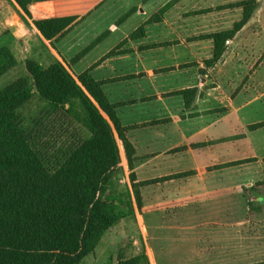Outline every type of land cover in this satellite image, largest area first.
<instances>
[{"label": "trees", "instance_id": "16d2710c", "mask_svg": "<svg viewBox=\"0 0 264 264\" xmlns=\"http://www.w3.org/2000/svg\"><path fill=\"white\" fill-rule=\"evenodd\" d=\"M39 1L45 0L15 5L25 18ZM253 3L241 1L242 17L233 27L210 35L215 57L209 63L252 17ZM75 19L55 16L34 24L48 46L43 39L53 42ZM18 63L12 48L0 45V78ZM25 66V75L0 85V264H80L112 226L142 206L138 189L135 204L129 186L120 183L125 167L119 140L132 170L138 157L130 134L139 125L124 123L128 103L111 98L106 85L115 80L97 77L93 64L78 75L55 57L48 65L29 58ZM144 262L150 264L146 253L115 264Z\"/></svg>", "mask_w": 264, "mask_h": 264}, {"label": "crops", "instance_id": "0c3cea01", "mask_svg": "<svg viewBox=\"0 0 264 264\" xmlns=\"http://www.w3.org/2000/svg\"><path fill=\"white\" fill-rule=\"evenodd\" d=\"M37 7L45 11L43 16L35 14ZM92 7H76L70 0H45L32 4L30 12L35 20L77 16L74 24L78 37L84 27L77 28V23ZM227 9L223 7V14ZM240 9L235 10L241 18ZM262 9L261 6L257 11H264ZM94 12L98 9L94 8ZM95 16L93 21L96 23L92 25L94 45L83 57H97L93 60V72L99 78L114 79L106 85L108 94L128 103L122 107L124 123L139 125L130 135L137 134L136 155L141 159L137 167L146 174L143 179L152 178L149 162L162 163L154 168L157 176L166 177L155 184L161 191L157 206H188L185 215L174 216L172 221L182 223L178 227L188 228L189 232L202 226L211 235L224 232L234 238L233 243L239 238L259 237L252 225L257 216L243 213L245 206L264 205V34L253 33L252 55L243 57V45L247 44L243 39L248 35L251 21L256 20L254 16L227 41L228 45L236 43L240 47L236 57H220L212 64L193 57L190 68H181L178 59L173 72L159 66L162 60L157 56L151 58V65L145 64L148 53L152 52L146 41L161 38L159 33L151 32L155 28L153 23L132 38L133 30L138 28L135 24L125 28L124 21L97 23L101 15ZM27 18L34 32L43 38L34 22ZM206 18L204 15L205 21ZM20 25L16 20L15 34L22 36ZM203 26L207 28L206 23ZM188 38L196 36L188 35ZM207 40L213 42L211 38ZM195 44L197 42L191 46ZM132 45L139 49L131 50ZM117 46L127 49L120 51L119 57L117 54L108 56V52ZM185 89L195 90L185 96L182 92ZM153 121L157 122L151 124ZM182 146L185 148L181 150ZM180 158H186L184 161L188 163L181 165L177 162ZM170 161H176V164L169 166ZM201 207L204 211L200 213ZM235 207L240 213L233 212ZM256 226L258 231L260 226L264 230L263 225ZM245 230L249 233L245 234Z\"/></svg>", "mask_w": 264, "mask_h": 264}, {"label": "rangeland", "instance_id": "374dc122", "mask_svg": "<svg viewBox=\"0 0 264 264\" xmlns=\"http://www.w3.org/2000/svg\"><path fill=\"white\" fill-rule=\"evenodd\" d=\"M70 1L76 7L87 6L90 8L93 6L87 15L82 16L77 23V28L81 29L84 27V30L80 33L81 35L79 34L76 37L74 20L73 24L62 36L47 44L48 46H44L43 41L34 32V27L30 24L31 22L27 17L33 22L35 19L25 13L24 17L26 19L23 18L15 5V0H0V45H9L19 61L16 68L0 78V85L25 75V64L29 58L38 59L44 65H48L55 57L62 61L74 75L80 74L92 65L93 60L97 58L83 57L84 54L91 51L94 45L95 40H92V25L96 23L93 21L94 15L97 18L101 15L97 19V23L98 21L104 24L112 21H124L125 28L133 27L135 24L138 28L134 29L133 32L138 30V33L146 30V26L153 23L155 28H152L151 32L153 34L159 33L161 38L155 41L152 38H148L146 41L147 47H150L148 50L152 52L148 53V62L146 61L147 63L145 64L151 65V58L157 56L162 60L159 66L167 67L165 69L172 71L177 68L178 59L181 60L179 62L181 68H190L189 64H193L191 62L193 57H200L201 62L203 61L204 63L205 61L209 62L215 57V47L214 40L212 42L207 39H213L210 35L216 33L215 31L230 30L233 27L235 19L240 18L235 9L241 8L239 3L243 0ZM252 1H254L252 4L254 7L252 16L256 20L251 21V25L247 28L248 35L243 39L247 43L243 45V57H251L252 55L251 37L253 33L264 34V11H257V8L261 6L263 7L262 10H264V0ZM223 7L228 8L225 14H223ZM94 8L98 9V12L101 10V12L93 13ZM161 9H164V12L158 15ZM34 11L38 16L45 14V11L40 7L35 8ZM218 12L221 13L219 14ZM213 13L215 14L212 16ZM129 15L131 17H128ZM153 15L158 16L153 18L155 17ZM204 15H206L207 21L204 20ZM259 17H261V20L258 19ZM194 19H196V22ZM16 20L21 23L20 26L24 33L22 36L15 34ZM204 23H206L207 28H210L209 30H206L207 28L203 26ZM189 25L192 28H189ZM188 35L196 36V38H188ZM195 42L197 44L191 46V43ZM236 45V43L226 44L224 52L219 57H236V50L240 49ZM156 46L159 48L158 50L154 49ZM123 49L127 48L117 46L109 51L107 55L115 56L117 54V57H119L120 51H125ZM133 49L138 50L139 47L132 45L131 50ZM206 57L207 59H205ZM188 58H190L189 62H187ZM198 64L199 62H197ZM131 136L136 137L133 142L137 147V134L135 133ZM119 144L125 167V175L122 176L120 183H126L129 186L135 204H137V198L134 190L135 188L138 189L142 199V206H136L135 214L128 213L119 223L112 226L102 236L95 250L87 255L80 264H115L120 257L129 258L142 253L148 255L150 264H261L264 261V230L260 226L262 230L259 228L260 230L258 231V226H256L257 224L264 226V205L245 206L243 210L246 216L251 214L257 216V218H253L254 222H252V225L256 229L255 232H258L259 237L254 239L244 237L236 239L233 243L234 238L226 236L224 232H215V234L211 235V233L205 232L201 228L202 226L196 230L193 228L190 232L188 228L181 229L178 225L182 223L172 221V217L185 215L189 211V207L171 205L159 207L156 204L161 191L156 188L155 184L163 181L166 177L157 176L158 174L154 171V168L161 166L162 163L156 160L149 162L151 171H153L150 174L152 178L144 180L143 177L146 174L140 172L137 167L141 160L140 157L135 155L138 158L135 160V167L131 170L124 146L120 140ZM184 148L185 146L180 147L181 150ZM184 160L186 158H180L177 162L181 165L187 164L188 162ZM167 164L170 166L176 164V161L172 163L170 161ZM133 177H135V184L132 181ZM145 181L151 182V185L143 184ZM137 185L138 187H135ZM122 191L120 187L115 190L117 194H121ZM233 209L234 213H240L238 207ZM203 211L202 207L199 208L200 213ZM165 219L167 220L165 221ZM256 220L259 223H256ZM244 233L247 234L249 232L245 230ZM144 264L146 263L144 262Z\"/></svg>", "mask_w": 264, "mask_h": 264}]
</instances>
